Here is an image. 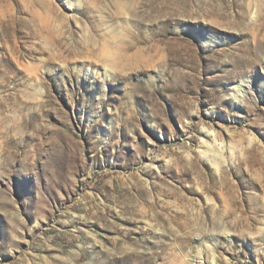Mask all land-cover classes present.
Here are the masks:
<instances>
[{
	"label": "rangeland",
	"instance_id": "rangeland-1",
	"mask_svg": "<svg viewBox=\"0 0 264 264\" xmlns=\"http://www.w3.org/2000/svg\"><path fill=\"white\" fill-rule=\"evenodd\" d=\"M0 264H264V0H0Z\"/></svg>",
	"mask_w": 264,
	"mask_h": 264
},
{
	"label": "bare ground",
	"instance_id": "bare-ground-1",
	"mask_svg": "<svg viewBox=\"0 0 264 264\" xmlns=\"http://www.w3.org/2000/svg\"><path fill=\"white\" fill-rule=\"evenodd\" d=\"M202 147H203V149H204L203 152H204L205 155H207L209 152H212L213 150H215V151L218 152L216 158H217V157L219 158V157L221 156V153L219 152V149H217L215 146H210V145L207 144V143H203ZM208 156H209V155H208ZM214 160H216V159H214ZM214 164L217 165V164H216V161L214 162ZM216 170H217V169H216Z\"/></svg>",
	"mask_w": 264,
	"mask_h": 264
}]
</instances>
